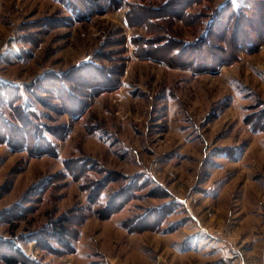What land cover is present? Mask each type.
Segmentation results:
<instances>
[{
	"label": "rangeland",
	"instance_id": "rangeland-1",
	"mask_svg": "<svg viewBox=\"0 0 264 264\" xmlns=\"http://www.w3.org/2000/svg\"><path fill=\"white\" fill-rule=\"evenodd\" d=\"M100 1L81 16L90 0H0V209L30 211L0 237L24 252L38 242L20 235L82 208L67 220L73 252L38 246L34 260L264 264V0H181L191 7L172 22V0ZM40 131L38 154L25 140ZM139 173L141 197L107 217Z\"/></svg>",
	"mask_w": 264,
	"mask_h": 264
},
{
	"label": "trees",
	"instance_id": "trees-1",
	"mask_svg": "<svg viewBox=\"0 0 264 264\" xmlns=\"http://www.w3.org/2000/svg\"><path fill=\"white\" fill-rule=\"evenodd\" d=\"M172 1H173L172 4L169 5V7H170L169 10L171 11V13L175 12L174 8L177 9V11H176V14L173 13L171 16H168V18L171 19V22H172V20H175V19L176 20H182V19L185 20L181 16L182 11H184V10L187 11L189 9V7H191V3L188 4L187 7L183 6L182 7L183 9L181 10V7H179V3L177 4V6H176V4H174V3H177L178 1H181V0H172ZM193 1L194 0H192L191 2H193ZM187 2H188V0H187ZM187 2H183V3H187ZM81 5L82 4L78 5L77 2L75 4V6H74V3L71 4V6H74L75 12H78V14H80L81 16L87 12L97 13L98 11H101V12L106 11L105 7H102V3L100 0H90L88 7L84 8L82 10H81ZM144 9L145 8H142V10H144ZM165 15H167V14H165ZM161 31H167V29H163ZM206 31H208V29H206ZM204 37H207V36H204ZM204 37H203V39H204ZM203 39H201V41H203ZM185 43H187V42H185ZM184 45H187V44H184ZM197 45H198L197 41L192 43V44H188V46H192L193 48ZM167 46H168V44L164 46L165 47L164 49H166ZM178 52L179 53H176V56L180 57L182 55V51L180 50ZM13 88L16 89V85L7 86L6 87V93L11 91ZM4 89H5V86H4ZM9 105H12L10 100H9ZM12 107H13V105H12ZM11 123H12L11 125L9 123H7V124H9V125H7V129L9 130V134L12 135L13 131H10V130H13V128L16 127V124L14 121ZM35 133H37V132H35ZM39 134H38L37 138L34 137V141L32 143H30L29 137L27 140H25V142L27 144H32L30 146L28 145V149L30 148V150L32 152H35L38 154L42 151L41 147L44 145V143H45V145L48 146V144L46 143V141L44 139V134L42 133V131H40ZM28 135H30L29 132L27 133V136ZM26 147H27V145H26ZM141 179H143V174H140V173L133 175L129 179H126V180H130V181L125 186H122V188H121L122 190L119 191L118 194L114 197V199H113L114 201H112V203L109 206L110 212H108L106 214L107 217L111 216L114 213H117L118 210L124 208L128 203L133 201V199L141 197L138 192L145 190L148 186L147 185L145 187L146 183L143 184V181L140 182V184L142 185V186H140L138 181H140ZM107 182L110 183V181H107ZM148 184H149V182H148ZM105 188H106V186H105ZM150 193H151V195H154L157 197H162V196L167 197V198L170 197V196H168L169 193L166 190H164V193H162L160 195L155 194L156 190H153ZM172 204H173V202L166 204L167 207L164 209H169L172 206ZM27 208H22V206L19 203L13 205L12 207L6 208L0 212V221L9 223L10 225L14 224L12 229L15 230V228L18 226L17 222L19 220L23 219L25 214L30 212ZM164 209L163 210L159 209L158 212H157V210L154 212L155 215H160L162 220H163L162 215H164L163 214ZM70 214L71 215H68V216L67 215L60 216V218L58 220H55L54 222H51L50 224H47L43 227H40L37 230H34V231L30 230L28 233H25V234L20 235V236H21V238L25 237V236H31L32 238L37 240L38 246L42 250H48V251L55 253V254H58V255H60L61 253L64 254L65 252H73L74 248L71 244V241L69 242V240H74L75 236H77V231L72 230V231H74L73 235L71 233H69L67 220L72 218V216L74 218V217H78V215L84 216V214H83L82 208L81 209L74 208L73 210L70 211ZM150 215L151 214H149L147 217L145 216L144 218H142L143 222L145 221L148 224V222H150V220H151L150 218L153 217ZM158 217L156 218V222L159 220ZM133 221L136 222L135 220H133ZM133 221L128 220L127 222L124 223V225L125 226H130L131 224L133 225ZM161 221L158 222V224L161 223ZM17 238L15 236L9 237V238L0 237V245L2 242L6 245V246H1V255L3 256V259L7 262H11V263H15V264L19 263V262H22L23 264H43L39 261H36L32 258H29L22 251V249L20 247H17V243H18ZM51 240H54V241L51 242ZM56 246L58 247V249Z\"/></svg>",
	"mask_w": 264,
	"mask_h": 264
},
{
	"label": "crops",
	"instance_id": "crops-1",
	"mask_svg": "<svg viewBox=\"0 0 264 264\" xmlns=\"http://www.w3.org/2000/svg\"><path fill=\"white\" fill-rule=\"evenodd\" d=\"M177 153H179V150H178ZM173 157H175V156H173ZM165 161H167V160H165ZM172 162H173V161H170V160H169V161L167 162V164H166L164 167H162V168H157V169H153V170H155V171H153L154 174H157V175H158L157 180H158V182H160V184H163V182H165L164 180H166L165 176H166L168 173H169V174H168V176H169V175H170V172L173 171V170L170 169V167L168 166L169 164H172ZM153 165H154V163H153ZM132 166H133V167H132L131 169H129V168H127V167H125V169H124V171H127L128 173H130L129 175H131L132 172L144 171V170L147 169V167H148V165H147V166L144 168V167H143V163H141L140 166L137 165V164H133ZM141 166H142V167H141ZM137 167H138V168H137ZM143 168H144V169H143ZM145 171H146V170H145ZM158 172H159V173H158ZM155 179H156V177H155ZM183 184H184V183H183ZM185 186H186V188L184 189V192H185V194H184V195H185V198H187L186 196H188L187 201L191 203V201L194 200L193 195H192L193 192H191V188H190V186H188L187 184H184V187H185ZM173 189H174V188H173ZM143 201L146 202V203H144V204H146V206H148V205L150 204V202H151L152 204H154V202H153V201H150L149 198H148V199H143ZM13 205H15L14 202H13V204H11V205H9V206H6V207L3 208V209L1 208V209H0V212H1L2 210L6 209V208H9V207L13 206ZM257 218L263 220V219H262L263 217H257ZM229 221H231V220H229ZM0 222H1V221H0ZM1 223H6V222H1ZM6 224H9V223H6ZM22 234H23V233H22ZM261 236H262V235H261ZM16 237H17V236H16ZM196 240H197V239H196ZM257 240H258V241L261 240V237L258 236ZM26 247H27V248H24V252H25V254H26L27 256H29L30 258L36 259V260H39V259L42 258V255H41L40 249H39V247L36 245L35 241L28 242ZM26 249H27V250H26ZM73 256H74V255H68V256L63 257V258L61 259V264H74V263H72V261H71V260L74 261ZM69 257H70V258H69ZM44 261H45V263H48V262H54V263H55V261H51V259H49V257H47ZM55 264H57V263H55ZM58 264H59V263H58Z\"/></svg>",
	"mask_w": 264,
	"mask_h": 264
},
{
	"label": "built area",
	"instance_id": "built-area-1",
	"mask_svg": "<svg viewBox=\"0 0 264 264\" xmlns=\"http://www.w3.org/2000/svg\"><path fill=\"white\" fill-rule=\"evenodd\" d=\"M214 234V236L216 237V238H218V239H220L221 237H223V232H221V231H216L215 233H213Z\"/></svg>",
	"mask_w": 264,
	"mask_h": 264
}]
</instances>
